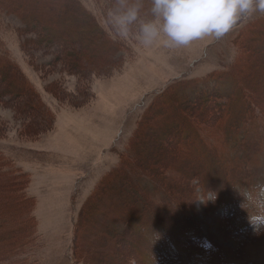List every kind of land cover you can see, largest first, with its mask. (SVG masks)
I'll return each instance as SVG.
<instances>
[{
	"label": "rangeland",
	"instance_id": "obj_1",
	"mask_svg": "<svg viewBox=\"0 0 264 264\" xmlns=\"http://www.w3.org/2000/svg\"><path fill=\"white\" fill-rule=\"evenodd\" d=\"M52 2L0 0V52L37 111L0 92V264H141L160 218L167 234L196 226L214 257L191 264H264L246 199L264 187V15L176 50L109 40L88 73H67L9 9L42 18ZM77 2L106 31L108 0ZM209 90L227 104L206 109Z\"/></svg>",
	"mask_w": 264,
	"mask_h": 264
},
{
	"label": "trees",
	"instance_id": "obj_2",
	"mask_svg": "<svg viewBox=\"0 0 264 264\" xmlns=\"http://www.w3.org/2000/svg\"><path fill=\"white\" fill-rule=\"evenodd\" d=\"M11 7L12 6H9L11 13L16 14L22 23L20 25L21 27L16 28V30L19 33H34L35 43L40 45L44 52H48V54L54 56V58H59L63 65L60 64L66 66V68L68 67L66 70L67 73H76L79 70L84 71L82 73H88L89 70H86V68L94 67L92 63L97 58L96 54L100 50L107 49L104 43H108V41L111 40L110 45H114L113 42L117 43L118 41L109 37V34L106 32L107 28H105V31L104 25H102L90 11L78 3L77 0H53L52 8L49 10L51 13H46V15L45 13H41L42 18L36 17L34 13L29 15L26 9L22 10L18 6ZM28 40L31 41L29 38ZM50 48L52 51L49 50ZM12 69L13 63L6 55L0 52V81H4L5 84L11 88L10 90L9 88L6 90L5 86L3 88L0 86V92L9 93V99L18 98L20 101L17 102L19 104H17L16 107H20L25 114L37 112L33 110L34 107L32 106L33 97H35L34 88L29 83L26 84L27 82L23 80V82L18 81L17 83V81L14 80L16 76L10 73ZM14 83H16V85ZM198 94L201 96L204 95L201 92ZM239 94H242V96L245 95L242 90L239 91ZM207 96L209 100H212L210 101L211 106L206 107L208 110H211V107L224 106L227 104L226 97L215 90H209ZM243 101L245 102V100ZM33 116L36 117V114H33ZM32 125L33 124H31V126ZM222 186L225 187L224 189L227 191L226 203L228 205L237 206V199L240 191L235 188L232 183L226 182V184L223 183ZM247 186H251V183L249 184L248 182ZM243 188L246 189V187ZM234 210H237V208ZM161 222L162 219L160 218V225H153L150 231L152 233V238L149 234L145 235V237L148 236L147 238H150L152 245L149 244L150 253H148V255H145V253L143 254V251L139 252L138 256L141 264H166L168 260L166 256L170 254V252H175L176 254V260L172 264H191L192 262H198L199 259H204L205 256V260L208 263L212 261L211 258L214 256L209 258L207 254H203L204 252L200 250V248L202 249V240L199 238H192V234L188 232L190 228L194 229L196 226L193 224L190 226V223H186L182 218L181 223L177 226L175 222L174 224L176 227H174V229L172 228L170 234H167L169 230L164 228ZM222 229L223 231L225 230L223 227ZM195 231H197V229H195ZM198 241L201 243V246L196 244ZM212 247L214 248V244H212ZM165 253L166 256H164ZM24 259L25 258H23L22 263L26 262Z\"/></svg>",
	"mask_w": 264,
	"mask_h": 264
},
{
	"label": "clouds",
	"instance_id": "obj_3",
	"mask_svg": "<svg viewBox=\"0 0 264 264\" xmlns=\"http://www.w3.org/2000/svg\"><path fill=\"white\" fill-rule=\"evenodd\" d=\"M257 14L264 15V0H108L103 10L113 39L169 50L221 39ZM246 199L252 209L248 222L259 234L264 230V187Z\"/></svg>",
	"mask_w": 264,
	"mask_h": 264
},
{
	"label": "bare ground",
	"instance_id": "obj_4",
	"mask_svg": "<svg viewBox=\"0 0 264 264\" xmlns=\"http://www.w3.org/2000/svg\"><path fill=\"white\" fill-rule=\"evenodd\" d=\"M208 105H209V104H208ZM191 139H192V138H191ZM9 258H11V257H9ZM13 260H14V259H13ZM13 260H12V261H13Z\"/></svg>",
	"mask_w": 264,
	"mask_h": 264
}]
</instances>
